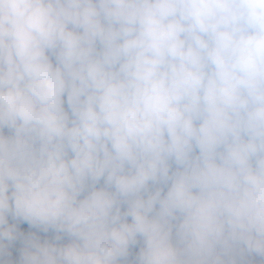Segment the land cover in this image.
Here are the masks:
<instances>
[{"label": "clouds", "instance_id": "9594fccd", "mask_svg": "<svg viewBox=\"0 0 264 264\" xmlns=\"http://www.w3.org/2000/svg\"><path fill=\"white\" fill-rule=\"evenodd\" d=\"M17 239L264 264V0H0V264Z\"/></svg>", "mask_w": 264, "mask_h": 264}, {"label": "trees", "instance_id": "16d2710c", "mask_svg": "<svg viewBox=\"0 0 264 264\" xmlns=\"http://www.w3.org/2000/svg\"><path fill=\"white\" fill-rule=\"evenodd\" d=\"M9 223L13 224V223H17L16 221L12 220L11 217H9ZM18 230L24 234V236H27L29 233H35L36 235H38L41 240L43 241L44 239H49L51 240L54 237V232L53 231H49L47 233L43 232L42 230H39L37 228H34L32 226H30L27 222H19L18 225ZM11 246L14 249V253H11L10 256H6L5 259L11 260L12 264H19V259H20V250L23 247V241L22 239H17L16 241H14Z\"/></svg>", "mask_w": 264, "mask_h": 264}, {"label": "rangeland", "instance_id": "374dc122", "mask_svg": "<svg viewBox=\"0 0 264 264\" xmlns=\"http://www.w3.org/2000/svg\"><path fill=\"white\" fill-rule=\"evenodd\" d=\"M61 242H63V243H66L67 242V238H65L63 241H61ZM134 249H136V250H139V247L137 246L136 248H134ZM9 252L10 253H14L15 251H14V249H13V247L10 245L9 246ZM133 254H134V251H133ZM132 257H130V259H131Z\"/></svg>", "mask_w": 264, "mask_h": 264}, {"label": "crops", "instance_id": "0c3cea01", "mask_svg": "<svg viewBox=\"0 0 264 264\" xmlns=\"http://www.w3.org/2000/svg\"><path fill=\"white\" fill-rule=\"evenodd\" d=\"M133 251H134V253H135V252H137L138 250H136V249H133V250H132V252H133ZM133 255H134V254H133Z\"/></svg>", "mask_w": 264, "mask_h": 264}]
</instances>
